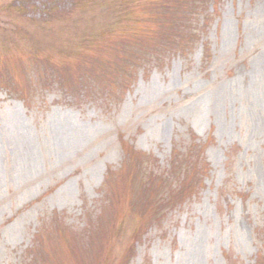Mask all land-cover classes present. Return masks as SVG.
I'll return each instance as SVG.
<instances>
[{
	"label": "rangeland",
	"instance_id": "374dc122",
	"mask_svg": "<svg viewBox=\"0 0 264 264\" xmlns=\"http://www.w3.org/2000/svg\"><path fill=\"white\" fill-rule=\"evenodd\" d=\"M0 264H264V0H0Z\"/></svg>",
	"mask_w": 264,
	"mask_h": 264
},
{
	"label": "trees",
	"instance_id": "16d2710c",
	"mask_svg": "<svg viewBox=\"0 0 264 264\" xmlns=\"http://www.w3.org/2000/svg\"><path fill=\"white\" fill-rule=\"evenodd\" d=\"M119 39H120V37H119ZM117 40V39H116ZM118 44H121V42L119 41H116ZM162 46H164V44L162 43L161 44V47ZM154 202H156V201H154ZM154 202L152 203V207H154V209L156 210V214H158V216L162 213V211L163 210H166L167 209V207H168V202H167V199H166V197H165V199H163L162 201H160V202H156V206L154 205ZM162 207H165V208H163V209H161Z\"/></svg>",
	"mask_w": 264,
	"mask_h": 264
}]
</instances>
